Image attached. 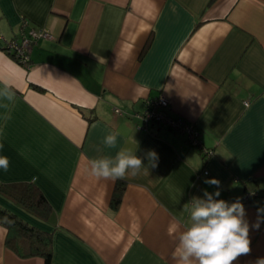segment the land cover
<instances>
[{
  "label": "crops",
  "instance_id": "obj_1",
  "mask_svg": "<svg viewBox=\"0 0 264 264\" xmlns=\"http://www.w3.org/2000/svg\"><path fill=\"white\" fill-rule=\"evenodd\" d=\"M24 20L53 36L33 45L28 65L5 50ZM5 82L14 101L0 99V155L10 158L0 190L33 182L53 211L40 219L1 191L0 205L52 234L53 264H177L169 227L183 230L184 205L214 193L204 183L213 178L217 199L239 198L250 225L251 251L233 264L264 257V0H0ZM160 96L198 129L209 157L165 126L139 128L134 114ZM109 132L116 149L101 143ZM120 148L155 150L158 166L92 175V159ZM6 234L0 224V264H45L19 257Z\"/></svg>",
  "mask_w": 264,
  "mask_h": 264
},
{
  "label": "clouds",
  "instance_id": "obj_2",
  "mask_svg": "<svg viewBox=\"0 0 264 264\" xmlns=\"http://www.w3.org/2000/svg\"><path fill=\"white\" fill-rule=\"evenodd\" d=\"M11 85L4 83L0 89V99L14 101ZM7 107V105H5ZM118 132H109L101 141L104 148L116 149ZM3 144H0V149ZM97 151H103L97 147ZM147 159V164L144 160ZM159 156L155 150L139 157L131 149L120 148L114 156L102 155L91 161V173L97 178L125 179L149 175L150 169L158 166ZM10 158L0 155V169L8 171ZM205 184L216 187V191L204 190L203 197H193L184 205L189 212V222L180 230L175 223L169 227V235H176L178 243L173 256L177 264H233L238 257L251 251L250 225L245 219L246 211L241 200L229 203L220 197L221 182L218 179H205ZM255 227L258 229L260 224ZM256 264H264V257Z\"/></svg>",
  "mask_w": 264,
  "mask_h": 264
},
{
  "label": "trees",
  "instance_id": "obj_3",
  "mask_svg": "<svg viewBox=\"0 0 264 264\" xmlns=\"http://www.w3.org/2000/svg\"><path fill=\"white\" fill-rule=\"evenodd\" d=\"M123 189L124 182L119 181L113 199L114 205L121 201ZM0 191L40 219H48L53 211L43 191L33 182L3 184ZM0 224L7 229L6 246L19 257L38 256L44 259L45 264H53V241L50 232L27 223L16 213L1 205Z\"/></svg>",
  "mask_w": 264,
  "mask_h": 264
},
{
  "label": "built area",
  "instance_id": "obj_4",
  "mask_svg": "<svg viewBox=\"0 0 264 264\" xmlns=\"http://www.w3.org/2000/svg\"><path fill=\"white\" fill-rule=\"evenodd\" d=\"M28 24L29 21L24 20L21 37L8 40L5 48L7 53L23 65L29 64L33 45L37 41L53 38L51 32L45 28L33 27L26 31L25 28ZM169 110V100L160 96L148 100L146 102L145 110L143 112H136L134 117L142 122V124L139 125V128L141 129H147V124L151 121L160 126H165L176 133L185 135L188 142L193 147L197 148L204 156L209 157L212 154V151L202 146L198 129L181 117H171L169 115Z\"/></svg>",
  "mask_w": 264,
  "mask_h": 264
}]
</instances>
